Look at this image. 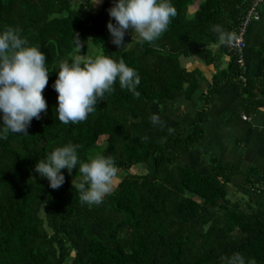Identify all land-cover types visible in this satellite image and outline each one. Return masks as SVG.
<instances>
[{"label":"trees","instance_id":"trees-1","mask_svg":"<svg viewBox=\"0 0 264 264\" xmlns=\"http://www.w3.org/2000/svg\"><path fill=\"white\" fill-rule=\"evenodd\" d=\"M91 1L0 0V30L19 28L45 53L49 70L46 111L27 133L0 140V264H227L236 253L264 264V211L228 197L227 183L238 169L218 164L201 147V112L213 89L232 83L256 99L254 82L240 78L236 55L211 30L219 24L233 35L255 0H172L176 15L159 38L136 43L129 30L124 40L132 39V47L120 49L107 28L115 22L107 11L113 0H101L98 8ZM87 41L97 49L91 58L108 55L136 70L139 96L117 80L85 121L63 124L55 111L56 70L62 60L85 58ZM212 45L229 56L228 65L213 75L194 120L171 132L155 128L150 116L160 104L196 93L195 72L181 58L214 64ZM252 104L251 98L249 108L261 105ZM68 142L80 145L82 161L104 154L124 170L148 161L153 169L121 176L100 204H81L72 186L76 167L71 174L61 170L65 180L56 189L34 167ZM192 153L191 165L179 162Z\"/></svg>","mask_w":264,"mask_h":264},{"label":"clouds","instance_id":"clouds-1","mask_svg":"<svg viewBox=\"0 0 264 264\" xmlns=\"http://www.w3.org/2000/svg\"><path fill=\"white\" fill-rule=\"evenodd\" d=\"M92 3L98 4L100 0H92ZM107 11L115 21L110 19L107 23L111 43L120 49L132 47L128 43L132 39L124 40L129 30L132 37L135 34L136 43H150L159 38L177 10L172 0H113ZM211 30L218 35L221 44H231L234 40L222 25H212ZM20 33L19 28L11 26L0 30V140L7 139L9 133H27L32 119H39L47 108L42 94L49 76L46 55ZM56 71L52 84L58 94L55 111L63 124L85 121L104 100L105 93L114 91L117 80L122 89L139 96L140 77L136 70L123 60L117 61L108 55L87 60L75 55L60 61ZM150 119L153 124H162L158 114H151ZM79 148V144L72 142L54 147L35 163V171L56 189L65 180L61 170L67 169L71 174L76 167L80 175L73 179L72 186L77 190L81 204H100L113 189L118 167L114 158L104 154L82 161ZM227 264H255V260L246 262L236 253Z\"/></svg>","mask_w":264,"mask_h":264},{"label":"crops","instance_id":"crops-1","mask_svg":"<svg viewBox=\"0 0 264 264\" xmlns=\"http://www.w3.org/2000/svg\"><path fill=\"white\" fill-rule=\"evenodd\" d=\"M259 12V19L252 20L246 30L242 73L244 81L254 82L252 96L256 93V99L232 83L213 89L207 107L201 112V147L218 164L238 169L227 183L228 197L242 200L246 207L264 211V92H260L264 90L261 82L264 78V0L259 4ZM210 48L216 55L214 64L207 65L194 56L181 58L187 70L195 72L198 87L191 99L177 98L160 104L156 111H160L162 128L173 127L177 123L189 125L194 120L200 99L212 87L213 75L227 67L229 56L222 53L217 45ZM251 98L252 107L261 103L254 110L249 108ZM154 126L158 128V124ZM196 156L192 153L179 162L191 165ZM249 170H252L253 177H249ZM251 180L256 187L251 188Z\"/></svg>","mask_w":264,"mask_h":264},{"label":"built area","instance_id":"built-area-1","mask_svg":"<svg viewBox=\"0 0 264 264\" xmlns=\"http://www.w3.org/2000/svg\"><path fill=\"white\" fill-rule=\"evenodd\" d=\"M262 0H255L247 13L241 19L239 25L237 26L235 32L233 33L234 40L231 44H228L230 50L236 55V61L239 67L242 69L243 73V51L245 48V34L249 23L252 20H258L260 17L259 4ZM240 74V78L243 80V74Z\"/></svg>","mask_w":264,"mask_h":264},{"label":"rangeland","instance_id":"rangeland-1","mask_svg":"<svg viewBox=\"0 0 264 264\" xmlns=\"http://www.w3.org/2000/svg\"><path fill=\"white\" fill-rule=\"evenodd\" d=\"M100 2H101V0H100ZM91 3H92V1H91ZM92 5L95 6L96 8L100 7V3H98V4L92 3ZM95 47L96 46L92 45L90 42L87 41L86 42L87 54H86L85 58H83V57L82 58L83 59H88V58H91L94 55H97V49ZM158 113L156 111L155 114H158ZM162 127L163 126H161V124H158V129H160ZM166 128H170V127H166ZM152 169H153V164H152L151 161H148L146 163H139V164L133 165L128 170H124L122 168H118V173H117L116 177H114V186H113V189L116 186V184L119 181V179L121 178V176H124L126 173H131V174H144V173H148V172L152 171Z\"/></svg>","mask_w":264,"mask_h":264}]
</instances>
